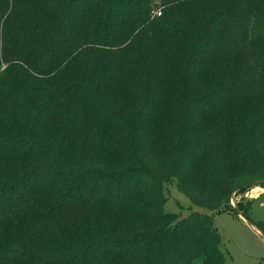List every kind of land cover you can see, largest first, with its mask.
Returning <instances> with one entry per match:
<instances>
[{"label":"trees","instance_id":"obj_1","mask_svg":"<svg viewBox=\"0 0 264 264\" xmlns=\"http://www.w3.org/2000/svg\"><path fill=\"white\" fill-rule=\"evenodd\" d=\"M2 66L0 264L224 263L212 213L264 187V0H0ZM80 112L92 125L116 117L119 166L88 142L65 149ZM43 162L78 183L98 173L105 191L46 200L17 188L15 167ZM172 179L211 214L164 211Z\"/></svg>","mask_w":264,"mask_h":264},{"label":"rangeland","instance_id":"obj_2","mask_svg":"<svg viewBox=\"0 0 264 264\" xmlns=\"http://www.w3.org/2000/svg\"><path fill=\"white\" fill-rule=\"evenodd\" d=\"M158 2L159 0H155V3ZM158 10L162 11V7L155 8L151 12L152 17ZM96 33L99 38L103 35L101 28L98 26ZM78 57L80 58V64H83L88 57L92 56H90L86 50H83ZM3 67L4 66L0 67V72ZM9 84L10 79L1 76L0 88L3 90V88H6ZM4 92L3 90L2 93ZM106 117L110 119V123L103 122L102 119L98 125H92L90 124V115L80 112L76 118L71 120L68 126V131L71 133L72 139L68 138L65 141L67 142L65 144V149L67 148L69 151L74 147L73 149L76 150L85 145V142H88L92 145V148L96 149L95 158L97 160H105L119 166L121 162L126 160L125 146L119 143V141L122 140V136L116 124V117L109 115ZM202 124L203 129L200 130V133L203 134L208 131L209 118H204ZM97 128L100 130L98 133ZM60 131L64 132V129ZM145 132L150 142H155L159 137L158 135L151 134L152 131L150 128H147ZM57 138L59 139L60 135L57 136ZM215 139L210 140V143L212 144ZM18 145L22 148L20 144ZM150 148L153 147L150 146ZM208 150H211V148ZM36 157H38V154L33 155L32 159L28 158V161H33ZM223 173L229 175L227 172ZM15 174V179L17 177L22 178L17 188H20L22 192L31 193V196L41 194L46 200L50 196L58 198L66 193L73 195L81 194V196L86 199H93L102 196L105 191L100 188L103 179H101L98 173L87 171L86 177L83 179L84 181L78 183L76 177L77 172L65 166L58 169H50L44 162L42 164H35L34 166L18 164L15 167ZM192 174L193 176H200L201 171L193 168ZM134 176L141 178L136 174ZM134 183V181H131V185ZM143 183L147 189H152L149 184ZM255 186H258L260 189L257 190V193L255 192L256 194L251 191ZM163 187V189L161 188L162 193L166 198L163 204L164 211L177 213L180 217H185L192 212L211 214L205 207L193 205L189 198L177 188L175 179L164 183ZM36 188L40 190H36ZM130 193L131 191L129 190V196ZM110 194L119 204L123 202L124 199L120 197V195L125 194L123 191H114L113 194L110 191ZM228 203L233 207H223L219 212L212 213L211 216L212 223L219 233V247L224 256L223 264H264V238L249 225L250 223L258 228V224L261 222L264 223V187L254 185L251 186L247 193L234 192L228 199ZM239 205H242L241 208L238 207ZM103 224L107 225L108 222L104 221ZM83 227L86 231H93L88 240H91L99 233L96 232L99 226L95 230L96 221L94 220H90L87 225H83ZM194 264L197 263L195 262Z\"/></svg>","mask_w":264,"mask_h":264},{"label":"crops","instance_id":"obj_3","mask_svg":"<svg viewBox=\"0 0 264 264\" xmlns=\"http://www.w3.org/2000/svg\"><path fill=\"white\" fill-rule=\"evenodd\" d=\"M243 220H245V219H243ZM249 225H250V227L253 228L257 233H259L260 235L263 236V234L260 232V230H259L258 228H256L254 225H252V224H250V223H249Z\"/></svg>","mask_w":264,"mask_h":264},{"label":"bare ground","instance_id":"obj_4","mask_svg":"<svg viewBox=\"0 0 264 264\" xmlns=\"http://www.w3.org/2000/svg\"><path fill=\"white\" fill-rule=\"evenodd\" d=\"M257 190H260L258 186H255L254 188L251 189V191H253V193H255V192L257 193L258 192Z\"/></svg>","mask_w":264,"mask_h":264},{"label":"built area","instance_id":"obj_5","mask_svg":"<svg viewBox=\"0 0 264 264\" xmlns=\"http://www.w3.org/2000/svg\"><path fill=\"white\" fill-rule=\"evenodd\" d=\"M155 13H156V14H158V15L160 14L159 10H158V11H156Z\"/></svg>","mask_w":264,"mask_h":264},{"label":"water","instance_id":"obj_6","mask_svg":"<svg viewBox=\"0 0 264 264\" xmlns=\"http://www.w3.org/2000/svg\"><path fill=\"white\" fill-rule=\"evenodd\" d=\"M245 193H247V191H246ZM261 236H262V235H261ZM262 237L264 238V235H263Z\"/></svg>","mask_w":264,"mask_h":264}]
</instances>
